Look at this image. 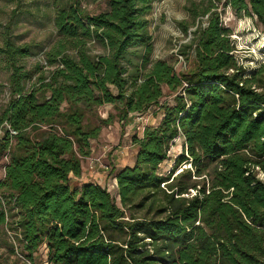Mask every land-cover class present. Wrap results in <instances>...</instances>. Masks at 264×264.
Here are the masks:
<instances>
[{"label": "trees", "instance_id": "trees-1", "mask_svg": "<svg viewBox=\"0 0 264 264\" xmlns=\"http://www.w3.org/2000/svg\"><path fill=\"white\" fill-rule=\"evenodd\" d=\"M154 1L108 0L94 15L78 1L58 7L45 54L53 69L29 88L31 45L3 29L10 92L0 116V234L15 233L30 260L44 245L49 264H264V61L249 74L238 65L210 0L188 9L207 19L187 46L192 68L149 61ZM224 3L264 32V0ZM104 105L122 123L162 111L132 138L135 165L111 169L115 196L95 182L70 184L110 122L97 114ZM177 138L181 153L160 174Z\"/></svg>", "mask_w": 264, "mask_h": 264}, {"label": "rangeland", "instance_id": "rangeland-1", "mask_svg": "<svg viewBox=\"0 0 264 264\" xmlns=\"http://www.w3.org/2000/svg\"><path fill=\"white\" fill-rule=\"evenodd\" d=\"M77 1L81 7L94 15L106 10L108 0H0V44L3 29L9 24L11 35L14 36L17 44L31 45L30 55L23 60L25 70L31 71L30 79L25 82V88H29L40 73L48 75V72L53 69L47 66L45 54L57 40V31L53 26L55 10ZM210 1L217 7L216 11L221 13L223 26L230 30V40L235 48L233 55L238 65H241L249 74L258 63L264 61V32L253 19L246 16L237 17L229 7L224 8V0ZM193 3L201 10L208 6L209 0H156L153 2L149 14L151 19L149 61L163 60L174 66L177 71L192 68L194 60L187 46L192 33L200 25L204 26L207 20L206 16L198 20L191 18L188 9ZM91 50L93 54L102 52V49L94 44ZM138 50L142 52L141 49ZM8 76L6 63L0 57V116L9 100ZM169 99L171 96L162 99L161 102L169 101ZM97 114L100 119L107 118L110 122L102 127L97 139L89 142L90 156L82 161V166L84 172L89 170L93 175L97 173L96 179L99 180V185L115 196L116 180L110 173L111 169L119 170L135 165L138 148L133 144L132 138H140L146 127L156 126L162 117V111L154 106L140 116L130 114L125 123L118 120L116 111L111 105L99 107ZM4 127L5 125L0 126V135ZM180 153L181 139L177 138L170 146L169 159L159 165L158 172L167 174L172 168L174 159ZM6 163L7 159L1 156L0 180L4 177ZM186 167L188 168L189 165L180 166L175 174ZM88 180L93 182L91 178ZM70 184L76 187L80 185V182L73 179ZM116 201L118 202L117 198ZM15 235L11 231L0 234V264H49L44 245L30 260L21 253L20 240Z\"/></svg>", "mask_w": 264, "mask_h": 264}, {"label": "crops", "instance_id": "crops-1", "mask_svg": "<svg viewBox=\"0 0 264 264\" xmlns=\"http://www.w3.org/2000/svg\"><path fill=\"white\" fill-rule=\"evenodd\" d=\"M94 173H95V172H94ZM89 178H91V181H93V182L99 184V183H98L99 180L97 181V179H96V178H98V174L95 173V174L93 175L92 172L89 171V170H85V172H84V169H83V166H82V173H81L80 178H78V179H74V180H76V182L79 181L80 184H81V183H83V182H87V181H89V180H88ZM78 185H79V184H78Z\"/></svg>", "mask_w": 264, "mask_h": 264}, {"label": "built area", "instance_id": "built-area-1", "mask_svg": "<svg viewBox=\"0 0 264 264\" xmlns=\"http://www.w3.org/2000/svg\"><path fill=\"white\" fill-rule=\"evenodd\" d=\"M90 169H91V167H90Z\"/></svg>", "mask_w": 264, "mask_h": 264}]
</instances>
